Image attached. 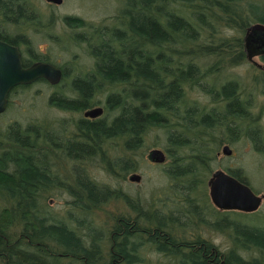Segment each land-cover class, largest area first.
Masks as SVG:
<instances>
[{
	"label": "rangeland",
	"instance_id": "obj_1",
	"mask_svg": "<svg viewBox=\"0 0 264 264\" xmlns=\"http://www.w3.org/2000/svg\"><path fill=\"white\" fill-rule=\"evenodd\" d=\"M8 1L0 0V7H7ZM143 1L64 0L56 7L43 0L27 1L30 12L39 11L42 25L48 24L51 32L42 31L36 24L30 28L27 37L31 56L50 58L64 68L66 76L56 87L37 82L13 88L6 110L0 113V140H4L0 153L30 151L31 143L23 145L16 140L17 131L24 138V133L38 136L35 142L40 150L35 151L42 159L40 166L46 171L47 181L35 191L41 207L31 212L46 225L66 224L78 230L86 225L79 222L84 217L108 236L122 217L134 224L133 231L151 228L149 242V235L133 232L129 239L134 246L130 247L131 260L124 264H192L187 256L201 241L215 253L219 260L215 264H225L228 259L232 264H264V244L244 238L240 231L245 227L264 234V55L254 57L256 62L250 60L244 46L247 28L264 23L257 20L264 18V0L195 2L184 43L174 51L173 73L160 91L178 93L179 97L169 109L161 102L157 106L148 102L163 120L152 122L141 147L132 150L116 139L94 148L84 138L82 110L89 103L104 112L93 120L109 125L122 114L126 103L141 105L145 101L133 91L143 84L150 87L147 78L141 77L139 82H135L136 77L92 78L95 84L90 95L70 80L73 68L92 65L83 39L91 34L90 28L95 25L112 31L122 26L132 5ZM164 6L152 0V7L163 13ZM65 17H78L81 22ZM21 20L27 17L3 13L0 31L8 39L17 40ZM227 85H232L228 95ZM113 95L119 98L110 100ZM148 98L156 97L151 93ZM10 128L14 132H9ZM225 145L230 146L231 154L223 151ZM75 148L83 152L76 154ZM153 148L165 152V162L150 160L148 154ZM217 170L229 172L263 196L260 207L245 212L216 206L209 182ZM133 173L141 179H131ZM80 181L97 183L112 195L95 203L84 193L81 198ZM18 202H0V210L4 208L5 215L10 216V211L13 216L5 226L6 238L15 242L27 234L24 210L16 211ZM155 217H161L162 223ZM159 228L178 247H170L157 236L155 239ZM42 239L47 242L55 238ZM8 263L9 259L0 262Z\"/></svg>",
	"mask_w": 264,
	"mask_h": 264
},
{
	"label": "trees",
	"instance_id": "obj_2",
	"mask_svg": "<svg viewBox=\"0 0 264 264\" xmlns=\"http://www.w3.org/2000/svg\"><path fill=\"white\" fill-rule=\"evenodd\" d=\"M155 1L165 4L164 13L152 7V0H144L143 3L132 5L122 26L112 31L100 30L93 26L90 28L91 34L86 37L87 39L83 38L94 59L93 67L89 66L90 69L82 66L87 68L85 74H88V77L75 78V84H79V89L83 93L92 94L95 84L92 78L95 77L122 80L137 76L138 79L147 78L151 82L150 87L143 84L133 91L135 96L145 101L141 105L133 102L126 103L122 114L113 118L114 121L109 125L104 120L92 122L83 120L82 130L87 141L89 140L94 148L117 139V142L124 141L132 150L138 149V145L140 147L143 145L145 132L151 127L152 122L163 120V117L157 114V110L150 109L148 102L156 106L161 102L168 109L169 106H175L177 102L178 93L160 94V91L173 73L174 51L184 43L192 6L200 0ZM6 10V13L15 16L26 13L16 0L8 1ZM235 20L233 18L232 21ZM257 20L264 22V18L257 17ZM225 89H227L225 91L227 95L231 94L232 85H227ZM151 93L156 98H148ZM116 97L119 98L118 95L110 96V100L118 99ZM117 101L115 102L118 103ZM9 132L14 131L10 128ZM20 133L19 131L15 133L16 140L23 145H27L26 141L31 143V148L28 147L30 151L26 154H24L25 151L0 153V202L19 200L16 211L24 210L22 216L26 221L27 234L16 242L10 237V240L6 238L7 226L5 225L9 219L12 220L13 216L10 211V216L5 215L4 208L0 210V262L9 259L8 264H122L124 258L131 260L130 247L134 246L129 239L136 231H133L134 224L127 218L118 219L115 229L105 236L100 227L98 228L92 220H86L84 217L79 222L86 223L84 226L86 230L80 227L78 230H73L66 224L46 225L31 212L42 205L35 197V191L40 184L47 181V177L45 169L40 166L42 159L35 151V149L40 150L35 142L38 136L22 132L26 136L24 138ZM222 141H219V146ZM3 142V139L0 140V143ZM75 149L76 154L83 152L82 148ZM232 171L235 172L234 169H230V172ZM80 183L83 190L78 192L79 196L81 197V193H84L94 203L105 200L106 195H112L98 188L100 186L97 183L93 182L90 185L84 181ZM84 203L88 204V201ZM156 219L158 223H162L161 217ZM144 229L151 232V228L144 227ZM240 231L244 238L249 237L251 240L264 244L263 233L245 227H240ZM145 234L149 235L148 240L151 239V234ZM154 234L155 239V236H158V240L164 241L170 247H178L162 229H156ZM44 236H52L56 240L46 242L41 240ZM196 248L187 256L192 264H215L219 261L206 241H201ZM231 262L232 260L228 259L225 264H232ZM219 263L223 264V262Z\"/></svg>",
	"mask_w": 264,
	"mask_h": 264
},
{
	"label": "water",
	"instance_id": "obj_3",
	"mask_svg": "<svg viewBox=\"0 0 264 264\" xmlns=\"http://www.w3.org/2000/svg\"><path fill=\"white\" fill-rule=\"evenodd\" d=\"M49 1L62 3L63 0ZM244 46L250 60L264 55V23L256 22L247 28ZM39 77H46L58 83L62 78V71L55 65L43 62L24 67L20 49L0 39V113L6 110L9 95L14 87L31 83ZM102 113L103 108L95 107L89 109L86 115L94 118ZM223 151L226 154L232 153L229 145H225ZM148 157L157 163L166 161V154L161 148L151 149ZM130 178L140 180L141 176L133 173ZM209 183L212 200L220 209L252 212L262 203L263 196L257 194L249 184L224 170L215 171Z\"/></svg>",
	"mask_w": 264,
	"mask_h": 264
},
{
	"label": "flooded vegetation",
	"instance_id": "obj_4",
	"mask_svg": "<svg viewBox=\"0 0 264 264\" xmlns=\"http://www.w3.org/2000/svg\"><path fill=\"white\" fill-rule=\"evenodd\" d=\"M16 1H18V3L19 4H21V6H22V9H23V11H25L26 13L23 15H20V16H23V17H27V20H21V21H19L18 22V25L17 26H19V28H20V30H21V36L17 39V40H13V39H8L7 37H5L3 34H2V32L0 31V39L1 40H3V41H5V42H7V43H9V44H11V45H13V46H16V47H18L19 49H20V52H21V57H22V63H23V66L24 67H26V68H28V67H30V66H32L33 64H35V63H37V62H43V63H49V64H52V65H55V66H57V67H59L60 69H61V71H62V78H61V80L58 82V83H54V82H52L50 79H48V78H46V77H39V78H37L36 80H34L33 82H31V83H22V84H20V85H30V84H33V83H37V82H45L46 84H48L49 86H51V87H56V86H59V85H61V84H63L64 83V81H65V76H66V74H65V70H64V68L60 65V64H57L55 61H53V60H51L50 58H48V57H45V58H42V59H33V57L31 56V54H30V51H29V44H28V40H29V38L27 37V32H29L30 31V28H32L33 27V25H40V29L42 30V31H46V32H48V33H51V32H49L50 30H49V26H48V24L47 25H42V23H43V20H42V17L40 16L41 14L39 13V11H38V13H37V11H34V12H36V13H32V11L30 12V4L27 2L28 0H16ZM45 3H47V4H49V5H51V6H54V7H56V6H58V5H61V4H63V2H64V0L62 1V3H56V2H53V1H49V0H43ZM6 7H4V8H2V7H0V18H2V16H3V13L4 14H6ZM28 13V14H27ZM31 18V19H30ZM26 19V18H25ZM33 19V20H32ZM65 19L68 21H71V19H73V20H79L80 21V19L78 18V17H65ZM81 22V21H80ZM30 23L32 24V26L30 27ZM49 23V22H48ZM51 23V22H50ZM93 26H95V25H93ZM97 29H103V27H101V26H95ZM27 48H28V50H27ZM94 62V59H93V61H92V63ZM82 67V66H81ZM88 67V66H87ZM90 67H93L92 65L90 66ZM90 67H89V69H90ZM86 69L87 68H82V69H75V68H73V73L70 75V77H71V82H75V78H77V77H80V78H82V79H85L86 77H88L87 75L88 74H85V72H86ZM95 78H98V77H95ZM136 78H137V76H136ZM140 80L138 79V80H136V82H139ZM19 86V85H18ZM96 105H93L92 103H89L88 104V106H87V108L86 109H84V110H82L83 112H84V118H83V120H86V121H94L93 119V117H90V116H87L86 115V112L89 110V109H91V108H94ZM104 113V112H103ZM113 122V121H112ZM111 122V123H112ZM109 124H110V122H108ZM81 128V130H82V128H83V122H82V127H80ZM43 131V130H42ZM83 131V130H82ZM86 136V135H85ZM84 136V138H86ZM88 143H90L89 142V140H88ZM155 163V162H154ZM68 188H69V186H68ZM70 191L72 192V193H74L75 194V190L74 189H71L70 188ZM77 194V193H76ZM137 232H139V233H149L147 230H144V231H141V228L140 227H138L137 229H136V232H135V234L137 233ZM134 234V235H135ZM158 237V236H157ZM158 240V239H157ZM150 240H148V242H149ZM179 245V248H181V243H179L178 244ZM128 260H125V258H124V261L122 262V264H124V263H126Z\"/></svg>",
	"mask_w": 264,
	"mask_h": 264
}]
</instances>
